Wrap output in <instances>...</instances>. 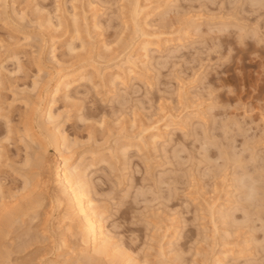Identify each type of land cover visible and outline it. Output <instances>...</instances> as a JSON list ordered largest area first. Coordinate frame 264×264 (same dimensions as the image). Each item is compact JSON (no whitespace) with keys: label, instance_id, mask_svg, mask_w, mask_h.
<instances>
[{"label":"rangeland","instance_id":"obj_1","mask_svg":"<svg viewBox=\"0 0 264 264\" xmlns=\"http://www.w3.org/2000/svg\"><path fill=\"white\" fill-rule=\"evenodd\" d=\"M56 135L105 256L50 199ZM0 264H264V0H0Z\"/></svg>","mask_w":264,"mask_h":264},{"label":"bare ground","instance_id":"obj_2","mask_svg":"<svg viewBox=\"0 0 264 264\" xmlns=\"http://www.w3.org/2000/svg\"><path fill=\"white\" fill-rule=\"evenodd\" d=\"M86 78L87 74L85 73V70H79L69 75H62L57 79L53 86L55 87L54 92H58L61 90L68 91L72 84L83 82L86 80ZM44 98L45 94L42 92L37 102L38 104L36 103V109L34 111L35 113H32L33 124L40 131L44 127L41 126L42 123L40 124V127L39 124H37V115H39L40 118L46 117L47 115V118L51 119L49 113H46V111L44 110ZM50 121L53 120L51 119ZM55 140L56 142H53L54 144H50L51 146L53 145V153H51L50 157L47 158V161L51 169L50 180L52 186L57 187L59 189L60 194L54 196L55 192H50V199L52 198L51 201L53 200L57 207L61 206L63 202H66L67 205L70 206L71 209H73L72 211L76 216V222L82 230L81 243L84 247V253L93 252L96 255L105 256L109 254L113 249V243L111 241V238L108 236L107 231L104 229V227L100 224L101 222L99 221V217L101 215H99V213H95L94 210H91L90 202L87 199L88 196L86 197V191L84 190L85 183L81 180L82 175L78 173L76 170L77 168H75L70 163V157H61L62 166L60 165V163H58L57 156H60V146L62 145L57 141V135L55 136ZM38 173L40 174V172ZM34 179H36V177ZM27 181H30V178ZM38 181H40V185H42L43 181H41V178ZM38 181L36 179V182L34 183L35 185L31 184L33 185L32 188H37V184L39 183ZM24 183L26 184V180L24 181ZM27 184H29V182H27Z\"/></svg>","mask_w":264,"mask_h":264}]
</instances>
